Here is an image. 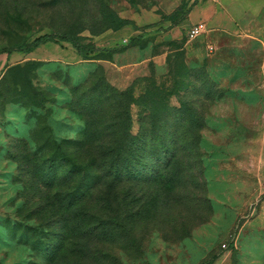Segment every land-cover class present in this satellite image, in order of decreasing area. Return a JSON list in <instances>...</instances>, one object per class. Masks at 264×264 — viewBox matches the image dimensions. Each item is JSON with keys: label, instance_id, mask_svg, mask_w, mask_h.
<instances>
[{"label": "rangeland", "instance_id": "374dc122", "mask_svg": "<svg viewBox=\"0 0 264 264\" xmlns=\"http://www.w3.org/2000/svg\"><path fill=\"white\" fill-rule=\"evenodd\" d=\"M220 3L0 0V50L107 51L0 56V264H264V52L186 37Z\"/></svg>", "mask_w": 264, "mask_h": 264}, {"label": "crops", "instance_id": "0c3cea01", "mask_svg": "<svg viewBox=\"0 0 264 264\" xmlns=\"http://www.w3.org/2000/svg\"><path fill=\"white\" fill-rule=\"evenodd\" d=\"M220 4L225 11L202 9L199 12V18L206 25V34L199 39L211 40L207 44L213 40L225 43L231 53L249 47L264 52V0H221ZM189 55L198 60L204 58L205 53L197 47Z\"/></svg>", "mask_w": 264, "mask_h": 264}, {"label": "trees", "instance_id": "16d2710c", "mask_svg": "<svg viewBox=\"0 0 264 264\" xmlns=\"http://www.w3.org/2000/svg\"><path fill=\"white\" fill-rule=\"evenodd\" d=\"M193 6V5H192ZM192 7H190L188 9V12L191 11ZM179 10H176V12ZM175 14V13H174ZM185 16L182 17L181 19H178L177 21H174L172 25H170L171 28L176 27L177 25H179L180 23L186 21L187 17V13H184ZM173 16V15H172ZM49 43H66L69 44L72 49L80 56H87L96 52H107L105 50H100L99 48H97L94 44H81L80 42L72 39L71 37H69L66 34L63 33H47V34H43L41 36H38L37 38L33 39L31 42L26 43L20 47L17 48H5V49H1L0 50V56L5 55L6 57H9L11 54L15 53V54H30L32 52H34L35 50H37L38 48L49 44ZM139 45V39H131L127 42V44L123 47H119L118 49H111V51L109 52H113V53H120L123 52L127 47H133V46H138ZM121 97V104L123 105L124 108L128 107V104H130L131 102V95H130V91L129 89L122 92V94L120 95ZM125 139H132L134 141V138L130 135L129 133V129L127 128L125 130ZM137 139V138H135ZM128 147V145H125ZM126 152H129V150L126 149ZM135 151H133L134 154ZM122 154V152H120V155ZM132 153L130 155H133ZM90 165H87V168ZM79 168V167H78ZM139 175V171H134V173L131 174V176H133L132 178H136ZM97 178H85L84 182L81 183L79 185V187L77 188V192L75 195V198L77 200V202L81 201L84 198V195L86 192H89L90 190H92L96 185H97ZM121 175L120 173L116 174V177L114 178L112 183H116L119 184L121 183Z\"/></svg>", "mask_w": 264, "mask_h": 264}, {"label": "built area", "instance_id": "2783aa9c", "mask_svg": "<svg viewBox=\"0 0 264 264\" xmlns=\"http://www.w3.org/2000/svg\"><path fill=\"white\" fill-rule=\"evenodd\" d=\"M206 34V25L203 22H199L196 24L191 25L187 32L186 37L189 41H195ZM215 51V48L211 44L206 45V52L212 53ZM260 191L262 195H264V178L260 182Z\"/></svg>", "mask_w": 264, "mask_h": 264}]
</instances>
